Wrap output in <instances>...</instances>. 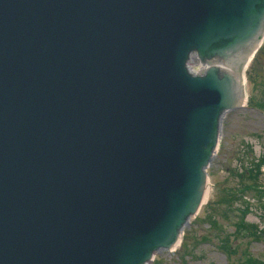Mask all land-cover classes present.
Here are the masks:
<instances>
[{
    "label": "water",
    "instance_id": "95a60500",
    "mask_svg": "<svg viewBox=\"0 0 264 264\" xmlns=\"http://www.w3.org/2000/svg\"><path fill=\"white\" fill-rule=\"evenodd\" d=\"M262 43L264 0H0V264L181 242Z\"/></svg>",
    "mask_w": 264,
    "mask_h": 264
},
{
    "label": "rangeland",
    "instance_id": "374dc122",
    "mask_svg": "<svg viewBox=\"0 0 264 264\" xmlns=\"http://www.w3.org/2000/svg\"><path fill=\"white\" fill-rule=\"evenodd\" d=\"M244 77L246 105L227 113L223 120L217 151L207 169L209 187L204 204L185 230V239L183 235L177 250L156 255L151 264H237L245 253L264 260V234L261 241L250 236L234 238L238 212L229 207L233 211L230 212L226 203L221 202L228 198L230 190L239 186V176L252 167L251 164L264 159V43ZM258 172L260 184L264 186V163ZM246 198L252 206L245 221L264 231V208L250 193ZM240 205L234 206L239 208ZM209 217L217 227L209 223ZM225 239L232 245H229L230 250L236 251L229 254L230 257L221 249Z\"/></svg>",
    "mask_w": 264,
    "mask_h": 264
},
{
    "label": "trees",
    "instance_id": "16d2710c",
    "mask_svg": "<svg viewBox=\"0 0 264 264\" xmlns=\"http://www.w3.org/2000/svg\"><path fill=\"white\" fill-rule=\"evenodd\" d=\"M258 108H261V106L257 105ZM262 109V108H261ZM264 163V159H261V161H258L257 164H251L252 167H250L244 174L239 176L240 183L239 186L233 190H230L231 192L228 193V198H223L221 202L226 203L227 208L230 212H233L230 208L232 207L238 212L237 218L238 221L234 223L236 229L234 232V238H243V237H249L254 239L255 241H261V235L264 234V231L257 230V226L247 223L245 221L246 216L251 213L250 207L252 206L250 200L246 198V194L250 193L254 201L261 205L262 208H264V186L260 184L259 180V169L260 166ZM241 204L240 207H236L234 205ZM230 207V208H229ZM209 223H211L213 226H216V222L209 217L208 218ZM185 239V234H184ZM183 244V243H182ZM228 244V245H227ZM227 241V239L224 240L223 246H221V249L223 252L228 253V257L231 256V254H235L236 251L230 250V245ZM229 250V251H228ZM230 254V256H229ZM237 264H264V260L256 259L248 254H243L241 259H239Z\"/></svg>",
    "mask_w": 264,
    "mask_h": 264
},
{
    "label": "bare ground",
    "instance_id": "6f19581e",
    "mask_svg": "<svg viewBox=\"0 0 264 264\" xmlns=\"http://www.w3.org/2000/svg\"><path fill=\"white\" fill-rule=\"evenodd\" d=\"M255 55V54H254ZM254 58V57H253ZM245 75V74H244ZM244 78L245 77H243V81H244ZM207 191H208V188L206 189V193H205V196H207ZM179 245H180V242L177 244V245H175L169 252H167V253H172V252H174L175 250H177V248L179 247Z\"/></svg>",
    "mask_w": 264,
    "mask_h": 264
}]
</instances>
